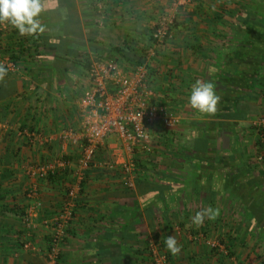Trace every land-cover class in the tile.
<instances>
[{
	"label": "crops",
	"instance_id": "1",
	"mask_svg": "<svg viewBox=\"0 0 264 264\" xmlns=\"http://www.w3.org/2000/svg\"><path fill=\"white\" fill-rule=\"evenodd\" d=\"M226 2L181 5L172 38L157 46L153 27L163 13L172 12L173 0H41L42 57L22 55L16 69L0 79V264H46L50 228L45 220L60 210L68 185L77 181L76 165L53 179L32 178L27 168L64 152L74 160L81 154L75 145L65 149L60 137L64 128L82 125L78 102L87 62L81 55L90 61L117 59L130 69L146 60L150 48L157 102L184 119L173 130L158 122L151 132L157 151L163 145L175 151L162 156L154 170L129 175L123 170L126 160L141 156L145 163L152 157L130 150L119 135L107 137L82 181L57 264H154L157 249L167 264H259L260 253H249L242 244L255 243L253 228L264 226V152L255 125L264 117V65L259 63L264 44L257 42L258 30L240 25L239 10L234 17L221 9ZM0 32L3 49L33 48V34L21 35L7 21L0 23ZM77 53L80 57H73ZM197 80L211 82L221 97L210 117L189 103ZM216 114L221 125L205 127L217 133L194 140L202 129L197 117L210 124L218 122ZM208 207L218 215L194 224L191 218ZM170 235L181 246L178 254L165 245ZM223 237H233L227 242L231 256L211 251L210 241Z\"/></svg>",
	"mask_w": 264,
	"mask_h": 264
},
{
	"label": "built area",
	"instance_id": "2",
	"mask_svg": "<svg viewBox=\"0 0 264 264\" xmlns=\"http://www.w3.org/2000/svg\"><path fill=\"white\" fill-rule=\"evenodd\" d=\"M190 0H173L172 12L163 13L154 25L152 39L155 45H163L172 38L177 20V11ZM0 45V64L8 70H15L17 63L4 54ZM154 54L150 48L145 61L132 68H127L118 61L109 58H97L91 61L86 71V81L78 106L82 113V125L79 129L67 127L61 131L63 147H80L77 160L67 153H62L55 160L40 164H31L27 168L30 177L46 179L58 171L74 168L76 165L77 181L70 183L66 198L60 210L45 220L50 228L46 264H57L66 247L67 233L75 214L77 197L82 188L85 172L95 162V157L107 137H123L132 151H150L152 145L151 128L158 122L165 127L175 126L180 118L174 110L157 102V93L151 85L148 60ZM149 55V56H148ZM258 131L264 139V118L257 121ZM30 132L28 136L37 137ZM43 140L46 141L47 139ZM264 141V140H263ZM114 167V165H112ZM135 168L133 160L123 164V170L132 175ZM34 195V193H32ZM38 201L37 203H39ZM33 209L30 208V215ZM31 243H25L30 247ZM213 248L222 250L224 245L211 242ZM154 264H166L164 254H155Z\"/></svg>",
	"mask_w": 264,
	"mask_h": 264
},
{
	"label": "rangeland",
	"instance_id": "3",
	"mask_svg": "<svg viewBox=\"0 0 264 264\" xmlns=\"http://www.w3.org/2000/svg\"><path fill=\"white\" fill-rule=\"evenodd\" d=\"M226 1L227 2L224 4V6L221 7V9L222 10L225 9L226 11L231 12V14L233 13L232 15H234L236 13V11H238V10L239 11L240 10L243 11V9L247 5H251V7L254 10L253 16H251L249 20H246V21L242 22L240 25H242L244 27L251 28V30L253 32H255V30H258L257 32L259 34H258V36H256L257 42H259L260 46L262 44H264V25H262V24H264V0H226ZM190 2L192 3L193 0H190ZM190 2H188V3H190ZM178 11H179V9H178ZM178 11H177V13H178ZM165 13H168V12H165ZM234 17H235V15H234ZM259 63L264 65V60L260 59L259 60ZM208 114L209 113L204 114V116L206 117ZM177 115L179 116L180 121L175 126L181 125L184 122L183 116L181 114H177ZM191 116H192V114L191 115L190 114L189 115H186V118H189ZM204 116L201 115V118L197 117L198 120L201 122L200 125H202V129H199L198 131H196L195 136H193V139L194 140L197 139L198 137H200L201 135H209V134L214 135L213 133H217V131H218V130L217 131H214V130L210 131V130H208V127H205V126L209 125L210 128H211V127H215V126H218V125L220 126L221 125V123H219V121L221 119L219 117V114H216L215 116H213L214 119L218 118V122H213V123H210V124L204 123L205 121L202 119V117H204ZM208 117H210V114H209ZM260 119H262V118H259L257 121H259ZM255 125H256V128H257V122L255 123ZM175 126L165 127L161 123V127L163 129H165V130H168V129H172L173 130L175 128ZM257 133H258V131H257ZM152 136H153V134H152ZM222 136L228 137V135H226L224 133H222ZM172 139H174V138H172ZM190 139L191 140L189 142L192 141V137ZM175 142H176V140H175ZM159 147L160 146H158V148ZM261 147L262 148L260 150L262 152H264V149H263L264 147L263 146H261ZM163 149H164V154L162 155ZM174 149H175L174 146L170 147V145H169V147H165L163 145V148H161L162 151L161 152L157 151L156 141H155V139L153 137V139H152V145H151V150L150 151H142L141 152L142 155H144L146 157H149V158L152 157V159L151 160H147V162H145V163L142 162L141 156H139L138 159H136V158L135 159H131L135 163V168H134V171H133L132 174H135L136 173V174L140 175L141 173H144V172H150L151 169L154 170V168L155 167H158V165H160V163L162 162V156H163V159H164L165 154H167L168 156H170V154H172L171 152L175 151ZM181 152L184 153L185 155L188 154V150H186V151L182 150ZM131 160H126L124 163H128ZM260 160H262V162H264V153H262ZM146 169H147V171H144ZM134 181L136 182V179L135 178H134ZM127 184H128V182H127ZM263 225H264V222H263ZM253 234H254L253 237L254 238L256 237L255 238V243H252V242L251 243L250 242L248 243L247 241H244V243L242 244L243 247H244L243 249L244 250H249L250 249L249 251H247L249 253L252 252V250L253 251L255 250L256 252L260 253V256H261L260 258L261 259L259 257H257L259 259V264H264V239H260L259 238V237H263L264 236V226L261 227V226H258L257 225L256 227H254L253 228ZM223 238H224V240H223ZM223 238H220V239L219 238H216V239H213V240L210 241L209 245H210L211 251L213 253H215V254H218V253H224L225 254V253H227L228 256H231V252H232L233 249L232 248H229V245H228L227 242L229 240H231L233 237H229V238L223 237ZM256 240H257V242H256ZM214 241L215 242H218V244H220V245H224V249L219 250V249L213 248L211 246V242H214ZM157 253L161 254V250H158L157 249L154 252V254H157ZM166 262H167V258H166Z\"/></svg>",
	"mask_w": 264,
	"mask_h": 264
},
{
	"label": "clouds",
	"instance_id": "4",
	"mask_svg": "<svg viewBox=\"0 0 264 264\" xmlns=\"http://www.w3.org/2000/svg\"><path fill=\"white\" fill-rule=\"evenodd\" d=\"M42 11L41 0H0V23L7 21L18 29L21 35H32L43 31L39 20ZM7 71V68L0 64V79ZM220 99L211 82L197 80L191 87L189 103L201 113H215ZM216 215L218 210L208 207L197 212L191 219L194 224L200 225L205 218L214 219ZM165 245L173 255L181 250L174 235L167 236Z\"/></svg>",
	"mask_w": 264,
	"mask_h": 264
},
{
	"label": "trees",
	"instance_id": "5",
	"mask_svg": "<svg viewBox=\"0 0 264 264\" xmlns=\"http://www.w3.org/2000/svg\"><path fill=\"white\" fill-rule=\"evenodd\" d=\"M240 13V16H238V21H246V20H249L250 19V17L251 16H253V13H254V10H253V8L251 7V5H247L244 9H243V11H239ZM262 25H264V24H262ZM1 33V32H0ZM33 36V38H34V43L32 44L33 45V48L31 49V48H29V50H26V49H21V48H19V50L18 51H15V50H10L9 48H7V49H3V51L2 52H4V54H6V55H8L9 57H10V59H12L15 63H18V59H20L21 58V56L22 55H25V54H29V55H33L34 56V58L35 59H40V57H42V50H41V47L43 46V45H45V44H43V40H42V37H41V35H40V33L39 32H37V33H35V34H33L32 35ZM25 37V36H24ZM24 37L21 39V40H23L24 39ZM27 37V36H26ZM151 37H152V35H151ZM0 42H1V34H0ZM20 45H21V43H19ZM2 49V48H1ZM113 50L115 51V53H118V54H121V56L123 55V50L121 49V48H119V47H115V48H113ZM54 53V52H53ZM55 55V54H54ZM70 55V54H69ZM56 56V55H55ZM59 56V55H58ZM58 56H56V57H58ZM72 57V56H71ZM73 57H80V54H76V55H73ZM81 59L82 60H85L87 63L86 64H84V72H86V70L89 68V66H90V63H91V61L86 57V56H83V55H81ZM109 59H111V58H109ZM112 60H115V59H112ZM115 61H118L117 59L115 60ZM8 70V69H7ZM6 74H8V75H10L11 74V71L10 70H8L7 71V73ZM43 74V71L42 70H39V71H37V76L38 77H41V75ZM257 129H258V127H257ZM262 129H260L259 130V132H258V144H259V146H263L264 147V139H262L261 138V135H260V133H262V131H261ZM90 169V168H89ZM88 169V170H89ZM61 172L62 171H58L56 174H54V175H50L48 178H52L53 179V177H56V176H60L61 177ZM88 175V172L86 171L85 172V176H87ZM247 200H250V199H247ZM249 202V201H248ZM262 216H264V211L262 212ZM252 217H254V215H252L250 212H249V214H248V219L249 220H251L252 219ZM233 251V250H232ZM233 253V252H232Z\"/></svg>",
	"mask_w": 264,
	"mask_h": 264
},
{
	"label": "water",
	"instance_id": "6",
	"mask_svg": "<svg viewBox=\"0 0 264 264\" xmlns=\"http://www.w3.org/2000/svg\"><path fill=\"white\" fill-rule=\"evenodd\" d=\"M224 141L227 143L229 141V138L225 136Z\"/></svg>",
	"mask_w": 264,
	"mask_h": 264
}]
</instances>
